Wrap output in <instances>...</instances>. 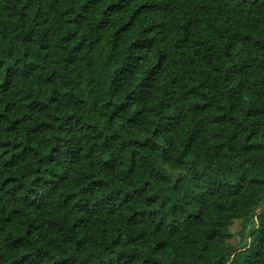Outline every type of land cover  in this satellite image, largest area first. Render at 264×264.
<instances>
[{
	"label": "trees",
	"instance_id": "trees-1",
	"mask_svg": "<svg viewBox=\"0 0 264 264\" xmlns=\"http://www.w3.org/2000/svg\"><path fill=\"white\" fill-rule=\"evenodd\" d=\"M0 264H264V0H0Z\"/></svg>",
	"mask_w": 264,
	"mask_h": 264
},
{
	"label": "rangeland",
	"instance_id": "rangeland-1",
	"mask_svg": "<svg viewBox=\"0 0 264 264\" xmlns=\"http://www.w3.org/2000/svg\"><path fill=\"white\" fill-rule=\"evenodd\" d=\"M232 233L234 234L233 243H237L239 241V232L241 231V223L236 221L231 228Z\"/></svg>",
	"mask_w": 264,
	"mask_h": 264
},
{
	"label": "clouds",
	"instance_id": "clouds-1",
	"mask_svg": "<svg viewBox=\"0 0 264 264\" xmlns=\"http://www.w3.org/2000/svg\"><path fill=\"white\" fill-rule=\"evenodd\" d=\"M160 144H161L163 147H166V146H167L164 140L160 141ZM190 170H191V168L189 169V172H190Z\"/></svg>",
	"mask_w": 264,
	"mask_h": 264
}]
</instances>
